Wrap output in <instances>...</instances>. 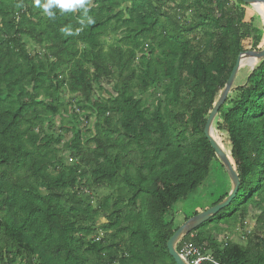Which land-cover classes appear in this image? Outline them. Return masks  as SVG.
Listing matches in <instances>:
<instances>
[{"label": "trees", "instance_id": "16d2710c", "mask_svg": "<svg viewBox=\"0 0 264 264\" xmlns=\"http://www.w3.org/2000/svg\"><path fill=\"white\" fill-rule=\"evenodd\" d=\"M243 6L234 0H89L94 23L81 24L80 10L61 14L56 9L55 18H49L34 0H0V254L6 253V264L19 258L21 264H35V256L40 264H84L85 255H95L102 264H146L153 258L175 264L167 244L179 227L168 214L202 186L212 162L225 170L204 135L205 126L238 57L264 49V30L246 21ZM113 25L124 34L106 64L100 39ZM65 27L77 34L65 36ZM201 31L208 37L202 50L193 44ZM23 38L48 45L51 60L30 56ZM137 53L139 73L133 69ZM136 77L142 94L168 82L164 116L158 108L152 119L146 118L132 89ZM104 78L116 83V96L106 102L93 98L94 84ZM64 85L97 119L95 149L85 151L77 136L68 147L81 162L69 168L57 159L59 139L29 137L32 129H25L38 124L41 114L58 113L54 95ZM187 90V111L171 117V108ZM234 92L220 108L216 126L228 136V157L240 187L227 208L183 240L212 257L202 264H264V246L227 242L221 247L194 236L209 225L245 215L250 206L262 207L264 215V58ZM41 93L52 101L38 102ZM114 116L137 151L111 153L116 141L107 130ZM93 187L118 188L117 202L111 206V198H105L94 208L90 197H82ZM231 190L230 182L213 207ZM124 194L131 197L126 208H119ZM108 211L102 229L114 232L105 240H87L95 234L88 223ZM127 234V250H122L127 242L111 244Z\"/></svg>", "mask_w": 264, "mask_h": 264}, {"label": "rangeland", "instance_id": "374dc122", "mask_svg": "<svg viewBox=\"0 0 264 264\" xmlns=\"http://www.w3.org/2000/svg\"><path fill=\"white\" fill-rule=\"evenodd\" d=\"M246 12V21L251 23L254 27L264 30V9H260L255 5H245L243 6ZM124 34V29L118 26L113 25L108 29L106 34L100 39L101 46L103 49L104 60L106 64H110V56L112 55L113 49L119 45L120 39ZM192 38V37H191ZM207 35L204 31H201L198 36V40L194 41L193 44L199 46V49L202 50L205 42L207 40ZM23 44L26 47V51L32 57H40L43 61H47V47L48 45H39L28 38L22 39ZM264 43L260 46L262 48ZM244 48L250 50V42L244 43ZM146 53V52H145ZM141 53H137L135 62L133 63V69L138 71V65L141 61ZM50 61L51 59L48 58ZM242 64L236 75L234 83L230 92L227 95V98L233 99L236 95L234 90L242 86L249 74L254 70L256 63H251V59L245 56L242 59ZM113 70L116 71V68L113 67ZM138 77L133 82L132 89L136 93L137 99L140 101V108L144 112L147 119H152L153 114L161 108V114L164 116V88L168 84L166 81H162L159 84L153 86L148 90V92L142 94L136 87L138 83ZM116 83L104 78L101 83L94 84V99L101 101H109L110 99L116 96L114 90ZM191 91L187 90L178 100V104L174 105L171 110V117H174L178 114H183L187 111L184 106L188 105L191 99ZM6 96L4 93L3 97ZM8 99V98H7ZM55 105L58 107L57 114H41L39 115L40 121L38 124L29 127L28 124L25 125V129L29 128L32 131H29V137L39 136L40 139L43 138H52L54 140L59 139L60 142L55 144L54 148L56 151L57 159L61 161L64 168H69L72 166H78L80 160L75 158V151L70 149L68 145L79 136L80 144L85 151L94 150L96 145L93 142V138L97 133V119L96 113L84 104L82 98L78 95L71 93L66 85L62 86L57 91V94L54 95ZM15 101V97L12 98ZM11 101L10 99L7 100ZM52 98H49L44 93H41L38 102L50 103ZM38 113H44L41 108L38 109ZM188 118V114L186 116ZM218 117V116H217ZM217 119V118H216ZM166 120V118H165ZM188 120V119H187ZM186 122V121H185ZM175 127L182 130L184 129L183 124H176ZM214 137L222 147V149L228 154L231 155L230 143L228 141V136L225 133L219 132L216 126V120L212 127ZM107 133L111 135L112 139L116 141V144L111 147V153L115 154L119 151H128L135 152L137 151L134 146L129 144L123 132L121 131V123L119 122V117L114 116L113 125L111 129L107 130ZM26 135V136H27ZM27 139V142L31 141V138ZM26 141V137H25ZM139 158H142V154L138 152ZM53 166H56V162H52ZM83 166L82 169H84ZM49 172L55 175L54 167L49 168ZM136 170L134 167H131V174L134 176ZM230 179L225 172L222 170L218 161H214L211 164L210 173L206 181L199 187L191 196L186 200L179 202L174 205L170 210L167 219L173 218L175 221L176 227H181L186 218L194 217L195 213H201L206 210H209L213 207L225 193L229 191L230 188ZM81 187V186H80ZM42 192L45 193L44 189ZM119 196V189H109V188H97L93 187L90 191L88 190L83 199L86 197L91 198V204L95 208L101 201L105 198H111V206L116 203V199ZM130 195L124 194V201L119 204V208H126L127 203L130 199ZM141 202H138L140 207ZM110 211L103 212L98 218H96L93 223H88L87 226H91L92 229H95V234L90 236L87 240L101 241L105 240L107 235H110L114 230L104 231L102 229L107 224V218L110 215ZM205 240H215L221 247H224L227 242H233L243 247L255 246L257 244L264 246V215L262 214V207L250 206L246 211L245 215L238 214L234 218L228 220L226 223L209 225L205 228H202L194 236H197ZM129 235H125L123 239L117 237L111 244H124L122 250H127L129 242L127 241ZM196 238V237H195ZM1 253V251H0ZM5 252L0 254V264H6L7 258ZM84 264H102L95 255H85ZM23 262L20 258L17 259L16 264H21ZM35 264H40L38 256H35ZM141 264V263H133ZM146 264H171L168 259H147Z\"/></svg>", "mask_w": 264, "mask_h": 264}, {"label": "water", "instance_id": "95a60500", "mask_svg": "<svg viewBox=\"0 0 264 264\" xmlns=\"http://www.w3.org/2000/svg\"><path fill=\"white\" fill-rule=\"evenodd\" d=\"M234 1L242 2L245 5H256V4L264 5V0H234ZM244 56L249 57L251 59V63L253 64L264 58V49L261 52L248 51L246 53H242L238 57L235 67L227 81V84L207 120L205 130H204V135L206 139L208 140L211 148L214 150L216 157L220 160L221 164L223 165L225 172L227 173L231 181L232 190H231L229 197L226 200H224L222 203L192 217L191 219H189L186 223H184L181 227H179L176 230V232L174 233V235L171 237V239L169 240L167 244V249L169 251L171 258L175 262V264H189L185 260H183L180 257V255L177 253L178 245L188 235H190L192 232L197 230L202 225L208 223L210 220L216 217L219 214V212L227 208L230 205V203L236 198L238 191H239L240 180L236 172V167L234 163L233 164L231 163L230 159L228 158L224 150L220 147L218 142L215 140L213 136L212 127L218 116L220 108L225 103L227 99V95L232 88L236 75L242 64V57Z\"/></svg>", "mask_w": 264, "mask_h": 264}, {"label": "clouds", "instance_id": "9594fccd", "mask_svg": "<svg viewBox=\"0 0 264 264\" xmlns=\"http://www.w3.org/2000/svg\"><path fill=\"white\" fill-rule=\"evenodd\" d=\"M34 6L41 9L43 14L49 18H55L56 9L61 11V14L65 12H71L80 10L81 12V24H92L94 18L89 13V0H34ZM61 31L65 36H73L74 33L71 27L62 28Z\"/></svg>", "mask_w": 264, "mask_h": 264}, {"label": "built area", "instance_id": "2783aa9c", "mask_svg": "<svg viewBox=\"0 0 264 264\" xmlns=\"http://www.w3.org/2000/svg\"><path fill=\"white\" fill-rule=\"evenodd\" d=\"M180 257L189 264H202L206 261H212V257L205 255L201 248L194 245L191 241L181 242Z\"/></svg>", "mask_w": 264, "mask_h": 264}, {"label": "bare ground", "instance_id": "6f19581e", "mask_svg": "<svg viewBox=\"0 0 264 264\" xmlns=\"http://www.w3.org/2000/svg\"><path fill=\"white\" fill-rule=\"evenodd\" d=\"M256 7H259L261 10L262 9H264V5H262V4H256L255 5ZM245 57V56H244ZM244 57H242V59L244 58ZM243 61V60H242ZM213 136H214V134H213ZM215 138V137H214ZM215 140H216V138H215ZM217 141V140H216ZM218 142V141H217ZM219 144V143H218ZM220 145V144H219ZM221 147V146H220ZM222 148V147H221ZM225 152V151H224ZM226 153V152H225ZM226 155L228 156V154L226 153ZM229 158V157H228ZM231 161V160H230Z\"/></svg>", "mask_w": 264, "mask_h": 264}]
</instances>
